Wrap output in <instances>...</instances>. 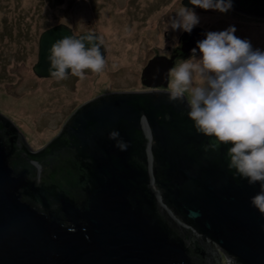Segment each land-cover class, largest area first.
<instances>
[{
    "label": "water",
    "instance_id": "obj_1",
    "mask_svg": "<svg viewBox=\"0 0 264 264\" xmlns=\"http://www.w3.org/2000/svg\"><path fill=\"white\" fill-rule=\"evenodd\" d=\"M231 3L234 10L264 18V0ZM182 5L195 7L190 0ZM203 33L200 28L184 33L190 47L183 51L192 53L206 38ZM85 34L100 42L97 33L74 35L64 24L43 31L33 73L55 78L47 60L51 46ZM101 55L106 56L103 45ZM172 61L150 60L142 84L166 87ZM136 91L81 104L38 151L0 115L5 131L0 134V264H264V213L251 204L264 189L234 177L227 158L231 145L195 130L186 99L170 102V92ZM113 130L129 143L126 151L109 139ZM66 144L76 161L57 170L73 185L78 181L77 203L63 191L36 186L28 169H16L11 160L22 151L40 167L41 158ZM51 201L59 212H50Z\"/></svg>",
    "mask_w": 264,
    "mask_h": 264
},
{
    "label": "rangeland",
    "instance_id": "obj_2",
    "mask_svg": "<svg viewBox=\"0 0 264 264\" xmlns=\"http://www.w3.org/2000/svg\"><path fill=\"white\" fill-rule=\"evenodd\" d=\"M180 1L0 0V114L37 150L86 100L103 92L144 89L142 69L154 54L164 53L168 39L163 33L175 42L180 32L168 28L171 18L183 10ZM196 13L198 26L208 32L232 27L238 38L264 51V18L201 8ZM58 24L68 25L74 34L99 35L106 48L101 73L87 70L83 79L71 74L62 80L34 77L38 37Z\"/></svg>",
    "mask_w": 264,
    "mask_h": 264
},
{
    "label": "clouds",
    "instance_id": "obj_3",
    "mask_svg": "<svg viewBox=\"0 0 264 264\" xmlns=\"http://www.w3.org/2000/svg\"><path fill=\"white\" fill-rule=\"evenodd\" d=\"M190 4L221 13L232 7L231 0H190ZM199 23L195 10L184 7L168 28L190 34ZM101 46L95 34L56 41L47 57L50 75L62 80L70 74L83 79L87 70L101 73L106 64ZM171 77L169 101H184L187 94V116L195 130L215 138L217 144L231 145L227 158L234 177L264 189V51L254 50L232 27L208 32L191 57L172 69ZM143 122L147 130V118ZM109 139L121 151L129 147L118 130L111 131ZM251 204L264 213V190Z\"/></svg>",
    "mask_w": 264,
    "mask_h": 264
},
{
    "label": "flooded vegetation",
    "instance_id": "obj_4",
    "mask_svg": "<svg viewBox=\"0 0 264 264\" xmlns=\"http://www.w3.org/2000/svg\"><path fill=\"white\" fill-rule=\"evenodd\" d=\"M180 5L184 9L185 6L182 5V0L180 1ZM188 8L194 9L195 12L198 11V9H200V8H197V7H193V8L192 7H188ZM230 11L235 13V14L236 13L239 14V15L241 14L244 17L245 16H251V15L242 13L240 11L234 10L232 8L229 10V12ZM221 19H223V18H219L218 21H223ZM64 25H66V24H64ZM53 26H56V25H53ZM53 26H51V27H53ZM66 26H68V25H66ZM51 27H49V28H51ZM49 28H47V29H49ZM195 28H200L204 32L203 33V37H206V34L208 33L207 30H205L201 26H197ZM70 29L72 30V28H70ZM41 33H40V35H41ZM82 33H89V32H82ZM73 34H74V32H73ZM79 34H81V33H79ZM79 34H74V35H79ZM176 34H177V36H176V39L174 40L175 42H173L172 41L173 39H171V41H169L170 37H168L167 31L164 32L163 33L164 39L165 38L168 39V41H166V44L164 45V48H163L164 53H162V54L161 53L154 54L147 61V63H148L150 60H152V59H154L156 57H165L168 60H170V59L173 60L172 61V68L170 69L169 75H168L167 86L166 87L158 86V87H153V88L152 87H146V86H144L142 84V80H140L141 84L144 86V89L136 91V92H154V91H156V92H158V91H160V92H170L171 91L170 84H171V79H172V77H171L172 69L176 68V67H179V65L183 62V60H186V59L190 58L191 55H192V53H187V52L183 51V49L185 51L189 50L190 45L188 43H189V40H190V36L185 37L184 36V32H182V31H180L179 33H176ZM40 35H39V37H40ZM39 37H38V40H39ZM37 53H38V43H37ZM13 59H15V58H13ZM36 61H37V55H36ZM147 63H146V65H147ZM34 64L32 65V68H33ZM32 68H31V71H32ZM0 69H1V67H0ZM12 74H15V73L12 72ZM32 74L34 75L35 78H37L39 80L40 79H46V78H38L33 73V71H32ZM153 83H155V82H153ZM108 93H113V92H103V93H101V94H99V95H97V96H95V97H93V98H91L89 100H86L83 104L88 103V102L94 100L95 98H97V97H99L101 95H104V94H108ZM2 116H4V115H2ZM71 116L72 115H70L65 122H67ZM4 117H6V116H4ZM6 118H8V117H6ZM0 124H1V122H0ZM62 128L63 127H61V130H62ZM61 130H59L58 133L55 136H53L44 146H46L53 138H55L61 132ZM0 134H1V136L5 134V131L3 129H1V128H0ZM28 146H29V144H28ZM74 155H75V152L72 149L69 148L68 144H66V146H62V145L58 146V149L54 153H52L50 155H47L45 158H41L40 159V162H41L40 167H37V166L31 164V161L26 157L25 153H22V151L16 152L13 155L11 160H12V163H14V167H16V169H22V168H27L28 169V171H29L28 178L31 181H34L36 186L47 187L48 189H53L54 193L63 191L65 194H70L71 199L76 201V203H77V202H79L81 200L80 187H79L78 181H77V183L75 185H73L70 182V180H66L65 179V173H62L60 170H57V166L60 165V164L66 165L69 162L71 163L73 161H76L73 158ZM22 199L26 203H29L32 206L36 207L38 210L42 211V207H40L39 205H36L34 203V201L32 199H30L28 196L22 195ZM49 208H50L49 209L50 212H53V213L59 212V205H55L52 201H51V205H49Z\"/></svg>",
    "mask_w": 264,
    "mask_h": 264
},
{
    "label": "bare ground",
    "instance_id": "obj_5",
    "mask_svg": "<svg viewBox=\"0 0 264 264\" xmlns=\"http://www.w3.org/2000/svg\"><path fill=\"white\" fill-rule=\"evenodd\" d=\"M31 133V132H30Z\"/></svg>",
    "mask_w": 264,
    "mask_h": 264
}]
</instances>
